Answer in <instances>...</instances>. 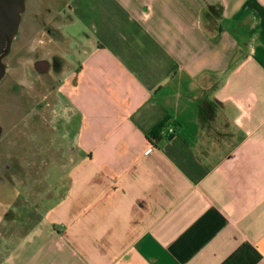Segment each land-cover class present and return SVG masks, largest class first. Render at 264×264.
I'll list each match as a JSON object with an SVG mask.
<instances>
[{
	"label": "crops",
	"instance_id": "obj_1",
	"mask_svg": "<svg viewBox=\"0 0 264 264\" xmlns=\"http://www.w3.org/2000/svg\"><path fill=\"white\" fill-rule=\"evenodd\" d=\"M68 8L92 34L3 192L0 264H264V0Z\"/></svg>",
	"mask_w": 264,
	"mask_h": 264
},
{
	"label": "rangeland",
	"instance_id": "obj_2",
	"mask_svg": "<svg viewBox=\"0 0 264 264\" xmlns=\"http://www.w3.org/2000/svg\"><path fill=\"white\" fill-rule=\"evenodd\" d=\"M70 1L25 0L9 49L3 57L6 74L0 81V211L14 208L9 196L5 197L7 191L13 188V194H16L15 190L22 189L21 185L13 187L10 177L18 174V171L21 173L17 177L26 176L34 169L36 171V167L24 168L20 165L29 159L38 162L43 158L41 148L45 141L43 135L39 137L38 130L40 134L52 130L53 135L47 143L53 144L59 138L57 134L54 135L53 124L48 127L37 122L36 118L35 125L31 127L33 129H28L23 123L26 119L21 118L20 113L27 106L22 108L19 103L22 95L28 104H33L34 98L43 96L53 103L57 79L64 73H60L59 68L63 63L68 68V61L64 58L72 60L73 65L80 59L79 49L86 45V34L92 32L81 20H71ZM37 60H42L46 65L44 73L34 69ZM54 60L56 66H53ZM15 84L20 87L14 88ZM14 206L17 207V204ZM3 251L0 252L3 255L8 253L7 248Z\"/></svg>",
	"mask_w": 264,
	"mask_h": 264
},
{
	"label": "water",
	"instance_id": "obj_3",
	"mask_svg": "<svg viewBox=\"0 0 264 264\" xmlns=\"http://www.w3.org/2000/svg\"><path fill=\"white\" fill-rule=\"evenodd\" d=\"M25 0H0V79L4 75L5 67L2 57L9 49L12 35L19 22V14L24 9ZM7 25V35L2 30Z\"/></svg>",
	"mask_w": 264,
	"mask_h": 264
},
{
	"label": "flooded vegetation",
	"instance_id": "obj_4",
	"mask_svg": "<svg viewBox=\"0 0 264 264\" xmlns=\"http://www.w3.org/2000/svg\"><path fill=\"white\" fill-rule=\"evenodd\" d=\"M6 29H7V25H5L3 30H2L5 37L7 35ZM5 54H7V52ZM3 57H2V60H3ZM3 64H4V62H3ZM53 66H56L55 60L53 62ZM4 67H5V64H4ZM54 68L56 69V67H54ZM34 69H36L39 72L44 73L45 72L44 70H47V67H46V65H44V62L42 60H37L36 62H34ZM5 74H6V70L4 71V75ZM4 75H3V77H4ZM3 77L0 79V81L3 79ZM17 87H20V86H18V85L16 86V84H15L14 88L17 89ZM34 99H36V100H34L33 104H28V100H26V97H24V95H22L21 99H20V103H19L22 106V108L27 106V109L21 111L20 113H21V118L23 117V119H26L23 123L25 125H27V127H29L28 129H33L31 127L33 125H35V122H34L35 118H36L37 122L43 123V121L40 119V117H41V114H42L44 108H45V110L47 109L48 114L52 117L54 116V113H55L54 102L53 103L48 102L46 100L45 96L36 97ZM38 131H40V130H38Z\"/></svg>",
	"mask_w": 264,
	"mask_h": 264
},
{
	"label": "built area",
	"instance_id": "obj_5",
	"mask_svg": "<svg viewBox=\"0 0 264 264\" xmlns=\"http://www.w3.org/2000/svg\"><path fill=\"white\" fill-rule=\"evenodd\" d=\"M174 132V129H173V127H170L169 128V133H173ZM150 149V148H149Z\"/></svg>",
	"mask_w": 264,
	"mask_h": 264
},
{
	"label": "trees",
	"instance_id": "obj_6",
	"mask_svg": "<svg viewBox=\"0 0 264 264\" xmlns=\"http://www.w3.org/2000/svg\"><path fill=\"white\" fill-rule=\"evenodd\" d=\"M159 129H160V128H157V130H156V134L159 132ZM156 134H155V135H156ZM155 135H154V137H156Z\"/></svg>",
	"mask_w": 264,
	"mask_h": 264
}]
</instances>
